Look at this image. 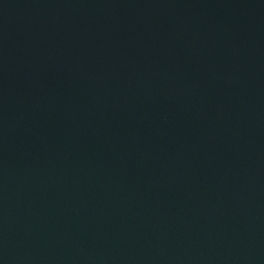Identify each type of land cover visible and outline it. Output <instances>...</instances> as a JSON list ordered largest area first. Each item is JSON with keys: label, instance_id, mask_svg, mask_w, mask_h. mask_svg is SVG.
Instances as JSON below:
<instances>
[{"label": "water", "instance_id": "water-1", "mask_svg": "<svg viewBox=\"0 0 264 264\" xmlns=\"http://www.w3.org/2000/svg\"><path fill=\"white\" fill-rule=\"evenodd\" d=\"M0 264H264V0H0Z\"/></svg>", "mask_w": 264, "mask_h": 264}]
</instances>
